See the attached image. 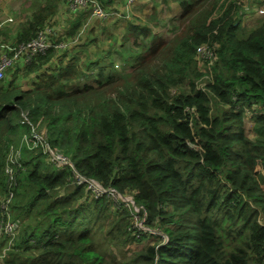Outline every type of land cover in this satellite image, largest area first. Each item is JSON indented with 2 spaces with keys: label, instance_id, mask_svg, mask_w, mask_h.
Here are the masks:
<instances>
[{
  "label": "trees",
  "instance_id": "trees-1",
  "mask_svg": "<svg viewBox=\"0 0 264 264\" xmlns=\"http://www.w3.org/2000/svg\"><path fill=\"white\" fill-rule=\"evenodd\" d=\"M59 1L45 0L16 44L49 25ZM174 1L182 29L110 93L102 87L112 75L79 81L77 61L39 73L28 89L0 81V205L7 152L37 123L78 172L132 197L90 198L85 184L71 183L69 165L50 167L41 148L27 150L12 208L22 206L30 226L1 264H264V21L246 31L243 0ZM202 43L219 44L211 72L198 68ZM53 50L29 69L39 70ZM135 215L150 229L134 224Z\"/></svg>",
  "mask_w": 264,
  "mask_h": 264
},
{
  "label": "rangeland",
  "instance_id": "rangeland-1",
  "mask_svg": "<svg viewBox=\"0 0 264 264\" xmlns=\"http://www.w3.org/2000/svg\"><path fill=\"white\" fill-rule=\"evenodd\" d=\"M98 1L106 10H111L114 12V14L110 15L108 18L102 19L101 17H96L92 14L91 7L80 8L78 10L79 7H76L72 0L63 1L65 3V17L61 16L60 19L58 18L57 20L50 17L47 23H49L50 27L66 28V30H59L58 35L53 37L56 39L59 38L57 43L67 42L68 46L59 49L57 48L58 51L53 50L54 55L46 64L42 65L39 70L31 71L29 67L31 66L30 64L32 62L29 63L27 65V71L24 70L22 74H19L17 75V78H14L17 80L16 82L14 81V86H20L22 89H28L33 85V83L39 81V73L49 69L50 67L59 65L60 62H62L63 65H66L71 61H77L84 67V73L79 81H89L91 83L97 84L95 80L96 78L105 80L108 75H112L114 77V83L110 84L109 86L102 87L104 90L107 89V92L110 93L114 91L117 85H119L121 82L133 81L136 74L134 72L136 66L138 63L144 61L146 56L149 57L150 50L157 46L162 40L169 41L182 29L179 22L182 7L174 0H134L131 3H129V0ZM25 5L26 0H0V21L4 22L3 24L1 23L2 26L0 28L6 24L18 22L19 19L24 18V16L28 14L23 10ZM176 6L179 8V10L175 9ZM242 6L244 8V16L242 17L244 24H242V27L246 31L252 29V27L264 21V14H258V9L260 7H264L263 2L260 0H243ZM9 16L13 18V21L7 20ZM141 29H149L151 31H145L148 32L146 34L148 35L147 37H145L143 34H140V39L135 42L132 39V36L141 31ZM152 35L153 38H156V41L150 40ZM0 42H2L1 37ZM6 44L17 46L16 43ZM3 49L4 48H2L0 52H2ZM75 57H78V59H74ZM39 64L40 62L38 63L37 60H34L32 67ZM14 65L15 63L9 66L5 71V76L3 78V80H5V87L8 85V81L11 79V72H7V70ZM213 66L214 64H206V66H204L202 69H199H207L211 72ZM198 86H200V81L197 83V87ZM247 115V134L250 137H253L255 135V131L253 129L254 123L251 119L252 112L248 110ZM42 128H44L43 125L37 123V128L35 129ZM11 149L18 150L22 160L23 157L26 158L30 156V153L27 151L28 149L21 143L20 138L15 137V142L11 144L9 151ZM55 150L66 157L67 160L70 159L71 155L65 154L58 147ZM9 151L7 153H9ZM25 151L27 152L24 154ZM44 160L46 163L49 162L46 155L44 156ZM54 160L58 164L57 167L68 165L64 163L65 160L63 159L59 160L54 157ZM49 163L48 165L52 167ZM72 174L74 175L73 171ZM70 181L72 184H76L73 176ZM92 187L95 193H101L99 189H103L100 185L95 183H93ZM66 191L67 189H64L63 187L58 190V192L61 194H65ZM89 197L99 198L101 196L97 197L93 194H90ZM118 198L120 200H132L131 196L125 195H121ZM27 199L30 200L31 198L27 197ZM112 199L115 200L116 198ZM15 202L16 198L14 197L12 204L14 205ZM14 207L15 206L12 208L13 213H11V218L19 219L17 225H21V227L20 230H17L18 233L11 244L5 233V222L1 221L0 223V253L5 250L6 257H8L9 252H12L16 249L14 247L21 243V232L23 235V230H25V228L29 229L30 226L26 225L27 220L24 213L21 214L20 211H18V209H21L22 206L20 208ZM138 209L139 208L137 207V210ZM35 217L36 211L33 210V212L28 216V219L31 221ZM133 219L135 220L134 224L140 228L147 230L150 229L149 227L145 226L144 217L142 218V216H138L137 218ZM151 241L154 242L155 240L151 239ZM144 244L146 243H135V247L141 248ZM112 251L118 250L114 249ZM27 255L28 254H24L23 257H26ZM29 256H34V254L29 253ZM2 260L0 261V264L3 262Z\"/></svg>",
  "mask_w": 264,
  "mask_h": 264
},
{
  "label": "built area",
  "instance_id": "built-area-1",
  "mask_svg": "<svg viewBox=\"0 0 264 264\" xmlns=\"http://www.w3.org/2000/svg\"><path fill=\"white\" fill-rule=\"evenodd\" d=\"M72 1L76 7H79L78 10L80 8L91 7L92 14L95 15L96 17H101L102 19L108 18L110 17V15L114 14V12H109L104 7H102L96 0H72ZM132 1L134 0H129V3H131ZM258 14L260 15L264 14V7H260L258 9ZM59 30H62V27H55L54 30V28L46 26L35 37H33L27 42H22L17 46H12L11 44L3 45L4 49L2 52H0V81L4 78L6 69L9 66L13 65L15 62H17L18 60H23L25 64H29L34 60V58L39 53H44L49 47L53 45L56 48L65 47L67 45V42H61L58 44L53 43L52 36H57ZM218 46H219L218 43H214V44L202 43L197 46L196 59L198 62V68L202 69L204 66H206V64L211 65L217 61ZM203 84L204 82L202 81L200 83V86H202ZM20 139H21V143L28 150L41 148L50 163L58 165L55 162L54 157L59 160L60 159L65 160L64 163L68 164L74 173L73 177L75 179V183L85 184L87 189L91 191V194L97 197L102 196L103 194H107L109 197L116 198L114 201L118 200L119 199L118 197L121 196V194H119L117 190H115L114 188L112 187L106 188L99 182L91 178H88L85 175L78 172L74 166L71 157L69 160H67L66 157H64L62 154L58 153L55 150L57 149V147L51 145L45 129H40V130L33 129L31 132H25L21 135ZM21 161L23 160L20 156V152L18 150L11 149L7 155V160L5 165V171L8 175L9 188L7 189L4 199L2 200L0 205V210H1L0 223L1 221L5 222V233L6 236L8 237L10 244L16 237V234L18 233L17 220L15 218L13 219L11 218V213H12L11 206L13 205L12 200L15 197L14 187H17L16 186L17 174L19 172L17 170L24 168ZM93 183L98 184L103 188V189H99L101 193L94 192V189L92 187ZM135 209L137 210V208ZM137 217L138 216L135 215V218ZM4 258H6L5 250L2 253H0V261Z\"/></svg>",
  "mask_w": 264,
  "mask_h": 264
},
{
  "label": "crops",
  "instance_id": "crops-1",
  "mask_svg": "<svg viewBox=\"0 0 264 264\" xmlns=\"http://www.w3.org/2000/svg\"><path fill=\"white\" fill-rule=\"evenodd\" d=\"M65 0H60L58 3H56V12L52 15L54 19H60V17H65L66 12L64 9L65 3L63 2ZM67 1V0H66ZM112 1V0H109ZM47 4L45 0H34L33 2H27L26 5L24 6V11L28 13L27 15L24 16V18L19 19L18 22L11 23V24H6L0 29V37L2 42H0V50L3 48V45L6 43H17V40L20 36V26L22 23L28 21L30 22L32 20V14L40 7ZM99 4H101L99 2ZM48 5V4H47ZM103 6V5H102ZM176 10H179V8L176 6ZM87 10V9H85ZM71 15V13H70ZM11 18V20H9ZM8 21H13V18L9 16L7 18ZM4 23L3 21H0V24ZM18 23V24H17ZM5 29V30H4ZM4 30V31H3ZM62 30H66L65 27H62ZM26 66L23 62V60H18L17 63H15L14 66L10 67L7 72H11V79L17 81L14 79L15 77L17 78V75L22 74V72L25 70ZM12 75H14V78H12Z\"/></svg>",
  "mask_w": 264,
  "mask_h": 264
},
{
  "label": "clouds",
  "instance_id": "clouds-1",
  "mask_svg": "<svg viewBox=\"0 0 264 264\" xmlns=\"http://www.w3.org/2000/svg\"><path fill=\"white\" fill-rule=\"evenodd\" d=\"M96 1L99 3L98 0H96ZM100 5H101V4H100ZM101 6H102V5H101ZM102 7H103V6H102ZM108 11H109V12H113V11H111V10H108ZM9 20H11V19H9ZM2 24H3V23H2ZM2 24L0 25V27L2 26ZM46 26H49V25H46ZM46 26H45V27H46ZM49 27H50V26H49ZM52 28H54V30H55V27H52ZM57 44H58V43H57ZM17 45H18V44H17ZM67 46H68V43H67V45H66L65 47H67ZM63 48H64V47H63ZM58 49H59V48H58ZM15 63H17V62H15ZM30 63H31V62H30ZM24 64H25V63H24ZM27 65H28V64H25V66H27ZM2 80H3V79H2ZM38 130H40V129H38ZM45 130H46V129H45ZM23 133H25V132H23ZM23 133H22V134H23ZM22 134H21V135H22ZM21 135H20V137H21ZM20 137H19V138H20ZM11 210H12V206H11ZM12 213H13V212H12Z\"/></svg>",
  "mask_w": 264,
  "mask_h": 264
}]
</instances>
